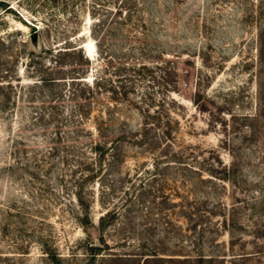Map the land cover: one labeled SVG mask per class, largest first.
I'll return each mask as SVG.
<instances>
[{"label":"rangeland","instance_id":"obj_1","mask_svg":"<svg viewBox=\"0 0 264 264\" xmlns=\"http://www.w3.org/2000/svg\"><path fill=\"white\" fill-rule=\"evenodd\" d=\"M0 264H264V0H0Z\"/></svg>","mask_w":264,"mask_h":264},{"label":"trees","instance_id":"obj_2","mask_svg":"<svg viewBox=\"0 0 264 264\" xmlns=\"http://www.w3.org/2000/svg\"><path fill=\"white\" fill-rule=\"evenodd\" d=\"M87 63H89L88 60H86ZM85 78V76L83 77ZM82 78V80L80 81H84V79ZM41 80H43L44 82H55L56 79L50 78V77H45V78H41ZM70 81H75L74 79H71ZM79 89L77 90V92L79 93L77 98H78V104L80 105H84L87 106L89 105L90 100L93 98L94 94L97 93V90H100L101 88L98 86V80H96V77L93 78V81L91 83H87V82H81L79 84ZM9 102V97L5 98L4 103ZM72 117V122L74 125V129L78 130V132H83V131H88V133H90V148L94 149L97 153L96 156L98 159H102L104 156H106V152H107V145L113 143V139H105L102 138V136H100L101 133V128H99V124L102 123H109L108 119L107 121H105V117L103 116H99L100 118V123L96 124V129L98 130L99 136H97L96 138L92 137L91 132L88 130L87 126H85V121L86 119H89V116H85V112H80L78 115L75 116H71ZM76 122V123H75ZM78 126V128H76ZM74 132V131H72ZM54 136H57V132H54ZM165 136V135H164Z\"/></svg>","mask_w":264,"mask_h":264},{"label":"water","instance_id":"obj_3","mask_svg":"<svg viewBox=\"0 0 264 264\" xmlns=\"http://www.w3.org/2000/svg\"><path fill=\"white\" fill-rule=\"evenodd\" d=\"M30 42L33 46H37V34L36 32H33L31 35H30Z\"/></svg>","mask_w":264,"mask_h":264}]
</instances>
